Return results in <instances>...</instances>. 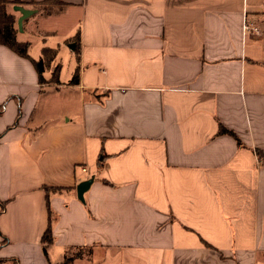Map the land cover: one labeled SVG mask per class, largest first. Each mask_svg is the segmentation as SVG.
<instances>
[{
  "label": "crops",
  "instance_id": "crops-1",
  "mask_svg": "<svg viewBox=\"0 0 264 264\" xmlns=\"http://www.w3.org/2000/svg\"><path fill=\"white\" fill-rule=\"evenodd\" d=\"M7 1L0 264H264V0Z\"/></svg>",
  "mask_w": 264,
  "mask_h": 264
},
{
  "label": "trees",
  "instance_id": "trees-1",
  "mask_svg": "<svg viewBox=\"0 0 264 264\" xmlns=\"http://www.w3.org/2000/svg\"><path fill=\"white\" fill-rule=\"evenodd\" d=\"M52 1H55V0H50V2H47L44 5H48ZM8 4H9V1L0 0V44L8 46L10 49H12L14 52L19 54L20 56L29 57L28 51H29L30 44L22 43L17 40L16 38V34H17L16 17L15 15L8 12L7 10ZM14 4H16L15 6H17V5H20V2H15ZM43 54L44 55L42 59L36 62V68L38 69V72L40 73V80L42 82H43V77H41V74L46 68V66L52 62L53 58L56 56V52L50 49H44ZM59 74H60V66L58 65L53 73V76H54L53 83H59ZM78 83H79V70L75 72L71 80L72 85H76ZM220 134H229L231 136L236 137V135L232 131L227 130L223 126H221L220 128ZM237 141L239 145H241V142L238 138H237ZM46 190L47 192H49V191H63L65 189L63 188L49 189L48 188ZM52 241H53V237H52V231H51V225H50L45 233L43 242L46 245H48V244H51ZM75 257H76L75 255L72 257H66L64 264H68Z\"/></svg>",
  "mask_w": 264,
  "mask_h": 264
},
{
  "label": "rangeland",
  "instance_id": "rangeland-1",
  "mask_svg": "<svg viewBox=\"0 0 264 264\" xmlns=\"http://www.w3.org/2000/svg\"><path fill=\"white\" fill-rule=\"evenodd\" d=\"M62 3L60 2V0H55V1H52L49 5L47 6H41V9H44V10H50L51 12L52 11H57L59 10L60 8H62ZM35 17V16H34ZM33 17V18H34ZM24 37V36H21V38ZM30 40L33 41L35 47L37 46V44H35L34 42V39H32V37L30 38ZM58 62L61 63V67H62V73H61V76H60V80L61 81H66L68 79H71L73 77L72 73H71V70H72V66H71V62L69 60L68 57H65L63 55H59L58 57ZM75 256L76 253H74ZM85 253H82L81 255H84ZM71 255V254H70ZM74 256V255H73ZM71 257V256H70Z\"/></svg>",
  "mask_w": 264,
  "mask_h": 264
},
{
  "label": "water",
  "instance_id": "water-1",
  "mask_svg": "<svg viewBox=\"0 0 264 264\" xmlns=\"http://www.w3.org/2000/svg\"><path fill=\"white\" fill-rule=\"evenodd\" d=\"M16 11H18L19 13H21V17L18 19V25H19V29L22 30V24H23V21L28 18L30 15H32L33 13H35L34 10H28V9H25L23 6H16L14 8ZM94 179L91 178V179H88V180H85L81 183H79L77 185V196H78V199L80 201H82L84 203L85 199H84V195L85 193L89 190L90 186L92 185Z\"/></svg>",
  "mask_w": 264,
  "mask_h": 264
},
{
  "label": "built area",
  "instance_id": "built-area-1",
  "mask_svg": "<svg viewBox=\"0 0 264 264\" xmlns=\"http://www.w3.org/2000/svg\"><path fill=\"white\" fill-rule=\"evenodd\" d=\"M244 29L246 31L247 34L249 33H253V34H259L260 30L258 29V27L252 25L251 23H249L248 21H246L245 25H244Z\"/></svg>",
  "mask_w": 264,
  "mask_h": 264
}]
</instances>
